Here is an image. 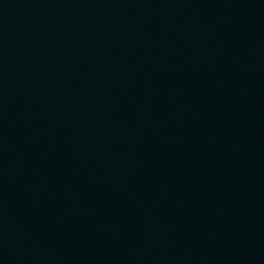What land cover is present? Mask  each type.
<instances>
[{
	"label": "water",
	"instance_id": "1",
	"mask_svg": "<svg viewBox=\"0 0 264 264\" xmlns=\"http://www.w3.org/2000/svg\"><path fill=\"white\" fill-rule=\"evenodd\" d=\"M0 264H264V0H0Z\"/></svg>",
	"mask_w": 264,
	"mask_h": 264
}]
</instances>
